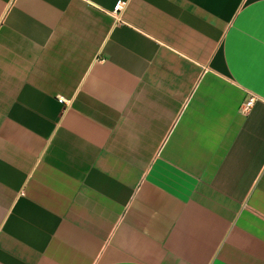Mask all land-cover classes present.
<instances>
[{
  "label": "crops",
  "instance_id": "0c3cea01",
  "mask_svg": "<svg viewBox=\"0 0 264 264\" xmlns=\"http://www.w3.org/2000/svg\"><path fill=\"white\" fill-rule=\"evenodd\" d=\"M0 264H264V0H0Z\"/></svg>",
  "mask_w": 264,
  "mask_h": 264
},
{
  "label": "built area",
  "instance_id": "2783aa9c",
  "mask_svg": "<svg viewBox=\"0 0 264 264\" xmlns=\"http://www.w3.org/2000/svg\"><path fill=\"white\" fill-rule=\"evenodd\" d=\"M126 6H127V2H126V1H119V2L116 4L115 8H114L113 14H114L117 18H121V15H122L123 11L125 10ZM254 101H255L254 98L249 99V100L247 101V103L244 104L243 109H244L245 111H250V109H251V108L253 107V105H254ZM60 102H61V103H64V104H68V103H69L68 101H66V100L63 99V98L60 99Z\"/></svg>",
  "mask_w": 264,
  "mask_h": 264
}]
</instances>
